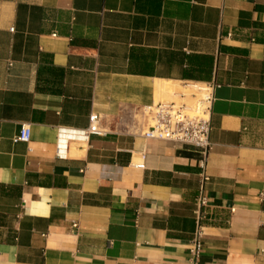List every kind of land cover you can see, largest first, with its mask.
I'll return each instance as SVG.
<instances>
[{
    "label": "crops",
    "instance_id": "obj_1",
    "mask_svg": "<svg viewBox=\"0 0 264 264\" xmlns=\"http://www.w3.org/2000/svg\"><path fill=\"white\" fill-rule=\"evenodd\" d=\"M190 83L216 86L199 222L198 152L138 119ZM198 227L199 264H264V0H0V264H189Z\"/></svg>",
    "mask_w": 264,
    "mask_h": 264
},
{
    "label": "built area",
    "instance_id": "obj_2",
    "mask_svg": "<svg viewBox=\"0 0 264 264\" xmlns=\"http://www.w3.org/2000/svg\"><path fill=\"white\" fill-rule=\"evenodd\" d=\"M13 30L11 28V31ZM187 85L194 89V93L191 95V98L195 100L194 104L159 102L144 107L141 112L146 129L142 135L145 139L170 141L178 145L191 147L198 152L200 192L195 200V215L199 222L203 218L204 209L208 206L206 185L210 181V175L207 168L212 150L210 142L211 115L216 86L213 83H190ZM177 95L182 100L187 98L183 93H177ZM101 122V116L92 114L87 129L62 131L58 142V157L64 158L67 155V145L62 140L63 136H67L72 140L87 142L92 135H105L107 133ZM16 141L23 143L31 141L30 126L20 128ZM202 249V232L198 227L189 246V264H199Z\"/></svg>",
    "mask_w": 264,
    "mask_h": 264
},
{
    "label": "bare ground",
    "instance_id": "obj_3",
    "mask_svg": "<svg viewBox=\"0 0 264 264\" xmlns=\"http://www.w3.org/2000/svg\"><path fill=\"white\" fill-rule=\"evenodd\" d=\"M165 84V83H164ZM169 86L170 85H159L157 87V102L158 101H163V102H175L177 104H180L182 102H187V101H193V104L195 102L194 99L191 98V95L194 93V89L190 86H187V87H182V88H179V93H183L185 96H187V101L186 100H182L180 99L178 96L177 97H171L173 92L171 89H169ZM178 87V86H177ZM169 94V97L167 99L164 98V95L165 94ZM176 96V95H175ZM164 99V100H163ZM188 104V103H187ZM193 104H189V105H193ZM82 148V145L80 144H77L75 146V149H80ZM78 154V153H77Z\"/></svg>",
    "mask_w": 264,
    "mask_h": 264
},
{
    "label": "rangeland",
    "instance_id": "obj_4",
    "mask_svg": "<svg viewBox=\"0 0 264 264\" xmlns=\"http://www.w3.org/2000/svg\"><path fill=\"white\" fill-rule=\"evenodd\" d=\"M169 89H171L172 90V92H173V90H174V88L173 87H169ZM164 100V99H163ZM187 103L188 104H193V101L191 102V101H187ZM138 119L139 120H141L142 119V112L141 111H139V117H138Z\"/></svg>",
    "mask_w": 264,
    "mask_h": 264
}]
</instances>
